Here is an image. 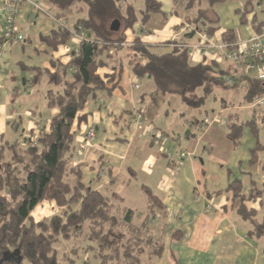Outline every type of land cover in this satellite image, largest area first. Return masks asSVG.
<instances>
[{
  "label": "crops",
  "instance_id": "1",
  "mask_svg": "<svg viewBox=\"0 0 264 264\" xmlns=\"http://www.w3.org/2000/svg\"><path fill=\"white\" fill-rule=\"evenodd\" d=\"M165 2L163 9L169 13L173 4ZM72 12L67 13L65 21L69 28L76 20L71 23ZM56 13L46 0H25L16 14L23 40L5 41L0 3V145L34 140L41 129L48 130L50 118L57 113L47 106V93L56 90L47 74L54 72L52 62L70 61L77 42L72 39L56 49L47 43L57 25ZM180 23L181 18L174 16L167 17L165 23L154 17L137 36L152 48L168 52V47L157 45L180 37L174 31ZM237 39L243 40L239 36ZM186 43L193 46L189 53L192 65L213 60L196 43ZM65 46L70 47V53L65 52ZM122 57L108 61L114 70L103 67L95 72L106 89L98 91L78 113L83 120L80 124L75 121L72 127L74 143L68 153L71 166L80 168L83 182L92 189L120 196L122 206L135 211V223L138 218L142 223L148 214L142 186L160 200L161 210L150 215L146 223L153 234L163 237V251L148 264H264V238H250L251 225L236 214L227 191L233 180H241L247 199L244 205L256 211L258 221L264 219V196L249 198L254 188L261 189L264 183V151L257 165L248 167L249 151L256 139L250 134L253 140L242 151L228 139L226 124L240 121L237 114H228L233 104L222 101L217 113L220 121L207 127L200 122L210 115L187 119L178 96H166L154 109L150 101L155 91L153 81L137 79ZM106 76L112 80L107 81ZM240 103L243 105L236 108L246 111L245 120L254 116L259 123L264 106L245 104L243 98ZM139 110L144 111L145 119ZM89 129L94 130V137L86 140L83 135ZM262 136L258 141L264 145ZM242 140L243 136L240 144ZM131 185H136L145 199L143 218L122 195ZM174 232L180 233L176 239L171 238Z\"/></svg>",
  "mask_w": 264,
  "mask_h": 264
},
{
  "label": "trees",
  "instance_id": "2",
  "mask_svg": "<svg viewBox=\"0 0 264 264\" xmlns=\"http://www.w3.org/2000/svg\"><path fill=\"white\" fill-rule=\"evenodd\" d=\"M46 1L57 12L56 28L46 40L51 48L66 45L80 32L85 40L77 42L76 53L67 64L52 62L54 72L47 74L49 83L56 88L47 93V106L57 110L49 120L48 130L41 129L34 140L0 145V264H62L60 258L66 264H148L163 251V237L153 234L146 223L150 215L161 210L160 200L142 186L148 214L142 223L136 224L135 211L123 207L120 196L104 195L85 184L80 168L71 166L68 157L74 143L73 124L83 120L78 113L98 91L106 89L96 70L103 67L114 70L108 61L122 55L137 79L153 81L155 91L150 101L154 109L166 96H178L187 108L197 109L204 105L214 87L237 90L241 85L245 87L243 103L252 104L264 95V84L247 75L234 77L227 85L222 79L231 74V68L225 62L213 59L192 65L189 61L190 48L186 42L196 33L227 45L238 42L233 30H222L215 10L227 0H168L173 4L169 13L164 11L161 0ZM252 1L259 0H248L239 12L240 23L247 24L248 15L252 18L248 25L251 34H260L264 31V20L258 21L250 7ZM180 3L183 13L190 12L191 16L181 17L175 9ZM260 4L258 11H262ZM74 9L82 16L76 18L71 28L62 25L61 21L65 22L67 13ZM169 16L181 18L174 29L181 39L157 45L168 47V52H155L137 34L154 17L165 23ZM115 21L119 28L112 31L110 27ZM180 29L185 30L179 33ZM127 31L134 35L132 41H127ZM187 34L190 37H185ZM122 65L118 64L120 71ZM106 79L111 81L112 77ZM199 89L203 90V96L198 94ZM138 112L145 119L144 111ZM226 125L227 137L235 147L240 144L245 128L256 139L247 166L257 165L259 154L264 151V145L258 141L259 133L264 135V117L259 123L253 116ZM227 191L231 193L236 214L251 225L250 238H264V219L258 221L256 211L244 205L247 199L242 194L241 180H233ZM250 196L263 197L264 183L261 189L254 188ZM44 203L51 204L57 213L34 220L31 212ZM179 234L174 232L171 238L176 239ZM81 236L83 247L72 249L71 257H59L60 244L71 243ZM79 252L86 255L82 261Z\"/></svg>",
  "mask_w": 264,
  "mask_h": 264
},
{
  "label": "rangeland",
  "instance_id": "3",
  "mask_svg": "<svg viewBox=\"0 0 264 264\" xmlns=\"http://www.w3.org/2000/svg\"><path fill=\"white\" fill-rule=\"evenodd\" d=\"M164 3L165 0H161ZM248 2V0H227L226 2L216 6V9H218V17H219V25L220 27H225V29L227 30H233L236 34V36H239V38H242L243 40L246 39L247 34L251 33L250 31V26H248L250 24V21L252 18H248V15L246 16V22L247 24H241L240 23V15L239 12L242 11L246 5V3ZM260 6L262 7V11H258V3H260ZM169 3H171L169 1ZM182 6L183 4L180 3L179 5L175 6V9L179 12V14L181 15L182 18H186V16H191V13H183L182 10ZM203 6H206V4L204 3ZM250 7L253 8V13H255L257 15V19L258 21H263L264 20V0H259V1H252L250 4ZM72 14L70 15V20L71 23H73V21L82 16V14L77 13V11L74 9L72 10ZM247 11H249V6L247 7ZM68 15V14H67ZM84 16V15H83ZM136 31L138 32L139 27H135ZM187 30L189 29L188 27H185ZM185 29H180L179 33H181V31L183 32ZM128 34V37H131V39L129 41H132V35L129 31L126 32ZM126 34V35H127ZM203 35H200L198 33H196L193 37L188 38L187 40L191 43H196L198 46L201 39H203ZM116 38V36L114 37ZM177 39H181L180 37H178ZM190 50H193V46L189 45ZM165 49H154L155 52H162ZM22 83V81H21ZM244 91H245V87L244 85H241L237 88V90L235 89H225V88H221V87H214L212 89V92L206 97L205 99V103L203 106H201L200 108L197 109H189L186 108L181 102H179L181 107H184V113L187 119L189 120H193L194 118L200 120L201 118H203L204 116H208V115H212L213 112H215L216 114L219 112V108H220V103L222 101L227 102V103H231L233 104L234 108L233 110L231 109L228 114L230 113H235L237 114L238 118L240 121H244L246 119V111L240 108H236L237 106L243 105L241 104V99L244 96ZM198 94L203 96V90L199 89ZM180 101V100H179ZM232 106V107H233ZM213 111V112H211ZM235 118V117H233ZM259 139H262L263 136L262 134H259L258 136ZM252 136L250 135L248 129H244L243 131V140L241 142V144H239V147L241 148L240 151H242L243 149L246 150L250 144V142L252 141ZM238 147V148H239ZM239 153V152H237ZM122 195L124 197H126V204H129L130 207H133L137 210V216L138 215H142L141 217L143 218V212L145 211V199L143 197V194L139 192V189L136 185H131L129 187V189H125L122 192ZM57 210L53 209V206L49 203H44L43 205H41L40 207L35 208L30 216L34 219V220H41L44 218H49L52 215L56 214ZM141 218L136 219V224L140 223ZM155 232V230L153 231ZM83 243L84 241H82V236L81 237H76L71 243H62L57 247V251H58V255L59 257H63L62 255L65 256H70V253L72 249H77V247H83ZM81 250V249H80ZM81 252V251H80ZM79 252V253H80ZM73 257V256H72ZM86 257V255L83 253L79 254V258L82 261L84 258ZM62 261V264H66V262L60 258Z\"/></svg>",
  "mask_w": 264,
  "mask_h": 264
},
{
  "label": "built area",
  "instance_id": "4",
  "mask_svg": "<svg viewBox=\"0 0 264 264\" xmlns=\"http://www.w3.org/2000/svg\"><path fill=\"white\" fill-rule=\"evenodd\" d=\"M25 0H0L3 18V39L5 41L21 42L22 36L16 26V14ZM61 24L66 26V22L61 21ZM76 42L85 40L82 32L75 35ZM129 41V39H127ZM197 48L203 50L212 59L219 62H225L231 68V74L224 77L222 80L225 84L230 85L234 77L250 76L253 79L264 84V31L260 34H251L250 37L244 40H238L234 45L212 42V40L204 36L201 39ZM66 53H70L69 46L64 47ZM191 50H189V53ZM76 53V49L73 54ZM190 55V54H189ZM264 106V95L256 98L253 102V107L261 108ZM264 116L259 118V121ZM218 114H212L208 118H204L200 124L204 127L212 123L219 122ZM223 122L226 123L224 120ZM94 137V130L89 129L83 135L86 140Z\"/></svg>",
  "mask_w": 264,
  "mask_h": 264
},
{
  "label": "water",
  "instance_id": "5",
  "mask_svg": "<svg viewBox=\"0 0 264 264\" xmlns=\"http://www.w3.org/2000/svg\"><path fill=\"white\" fill-rule=\"evenodd\" d=\"M110 28L112 31H117L119 28V23L117 21L113 22ZM187 36H190V35H187Z\"/></svg>",
  "mask_w": 264,
  "mask_h": 264
}]
</instances>
